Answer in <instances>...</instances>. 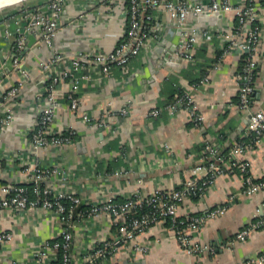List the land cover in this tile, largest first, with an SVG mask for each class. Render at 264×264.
I'll return each mask as SVG.
<instances>
[{
    "label": "crops",
    "instance_id": "obj_1",
    "mask_svg": "<svg viewBox=\"0 0 264 264\" xmlns=\"http://www.w3.org/2000/svg\"><path fill=\"white\" fill-rule=\"evenodd\" d=\"M239 1L231 0L232 3ZM46 2L33 1L0 14V115L8 106L4 97L7 88L20 78L10 57L17 21L25 9ZM123 5L122 0H66L64 22L51 43L36 42V37L29 35L23 60L31 75L24 88L27 99L22 105L10 104L16 110V122L5 130L0 129V189L9 183H29L31 165L38 162L51 170L46 182L56 190L80 195L79 208H85L110 195L123 199L158 187L180 186L191 168L202 162L200 155L205 138L226 149L246 135L250 111L238 105L237 72L242 55L234 49L221 57L228 39L226 35L238 24L235 13L218 17L217 21L210 15L201 18L196 59L173 67L167 61L178 42V33L174 24L166 23L167 15L161 12L157 15V20L164 23L160 37L149 39L127 70L115 67L106 80L101 78L100 66L90 62L76 72L87 75L79 88L80 108L77 113L72 112L69 99L61 98L54 126L57 132L73 129L74 139L63 146H41L33 152L29 128L38 112L29 106L34 103L35 91L46 87L47 73L40 68L41 61L54 50L69 58L81 52L112 49L128 24ZM259 22L261 43L255 55L257 67L251 111L264 109V13ZM206 75L209 80L202 83ZM179 88L187 90L195 99L197 110L204 115L201 123L196 124L185 108L176 113L166 108ZM129 99H132V108L124 113L122 108ZM109 101L113 112L105 116ZM155 107L161 109L160 114L148 115ZM84 113L90 120L83 118ZM238 157L250 161L254 177H264V137ZM229 194L235 198L228 211L200 230L203 243L222 244L245 223L264 216V189L253 196L246 195L243 179L237 172L218 175L202 197L192 199L193 211L213 207ZM0 228L14 234L2 249L3 264H41L34 257V250L59 233L61 222L51 208L6 207L0 210ZM116 235V226L105 215L78 219L73 227L71 254L81 257L103 238ZM137 243L149 244L148 251L128 253L122 246L117 256L108 257L100 264H241L264 252V226L247 240L234 244L232 249L205 251L197 256L187 254L173 232L161 226L139 234Z\"/></svg>",
    "mask_w": 264,
    "mask_h": 264
},
{
    "label": "built area",
    "instance_id": "obj_2",
    "mask_svg": "<svg viewBox=\"0 0 264 264\" xmlns=\"http://www.w3.org/2000/svg\"><path fill=\"white\" fill-rule=\"evenodd\" d=\"M65 2L66 0H47L44 4L25 9L23 17L17 21L18 27L13 38L10 57L20 78L5 92L4 97L8 106L0 115V129L5 130L16 122V110L10 104L22 105L21 103L27 99L24 88L31 75L24 66L23 60L28 50L29 35H34L36 42L51 43L64 22L62 16L65 11ZM122 2L128 15V24L112 49L98 53L81 52L69 58L54 50L48 58L41 61L40 68L47 73L46 87L45 90L35 91L32 95L34 103L29 106L33 112H38L29 128L33 152L35 153L41 146H63L74 139L73 129L57 132L54 126L61 98L69 99V109L72 112L77 113L80 108L79 88L82 79L87 75H77L76 72L90 62L100 66L101 78L106 80L115 67L127 70L131 60L139 56L147 41L160 37L164 23L157 20V15L161 12L167 15L166 23L174 24L178 33V42L172 49L167 63L173 67L181 63L187 65L196 59L195 49L199 45L200 31L198 22L201 18L210 15L217 21L218 17L230 12L235 13L238 24L233 26L226 35L228 39L223 46L221 57L223 58L231 50L238 49L242 57L246 59L245 64L237 72L238 105L250 111L246 135L253 133L255 143H259L264 137V109L251 111L250 107L255 90L254 79L257 67L255 55L261 43L259 21L264 13V2L262 0H241L238 3H232L231 0H208L207 2L202 0H122ZM23 20L26 22L24 23ZM190 20H192L191 23ZM168 69L172 68L168 66ZM208 80L209 76L206 75L201 82L205 83ZM131 100L129 99L122 108L124 113L132 108ZM194 100L187 90L179 88L166 108L172 113L185 108L189 111L191 119L199 124L204 119V115L197 110ZM112 106V102L109 101L105 116L113 112ZM160 112L161 109L155 107L149 111L148 115L156 117ZM82 116L85 120H90L86 113ZM252 148L254 146L251 144L237 140L227 157L223 153V148L207 137L202 144L200 155L202 162L191 168L189 176L182 185L158 187L149 193L134 194L123 199L110 195L90 203L85 208H79L82 204L80 195L71 191L56 190L52 184L46 182L51 170L35 162L31 165L30 178V182L33 183V195L24 184H5L0 189V210L6 207L25 209L40 206L55 210L61 222V229L57 235L47 239L34 250L33 255L41 264H100L108 257L117 256L122 246L128 249L126 250L128 253L132 251L145 253L149 249V244L137 243L138 235L158 226L173 232L181 247L190 255L197 256L205 251L214 253L220 249H232L234 244L247 240L262 228L264 216L245 223L233 237L222 244H205L200 238V230L210 220L224 215L233 203L235 195L229 194L219 204L202 211H193L191 201L193 195L202 197L218 175L234 171L241 175L243 192L246 195L253 196L263 190L264 180L254 177L250 171V161L238 157ZM200 171H203L202 175ZM186 203L188 206H183ZM182 206L184 212L181 214ZM102 215L114 223L118 235L109 239L103 238L91 251L84 253L81 257L73 256L71 245L75 222L81 218H98ZM169 219L171 224H167ZM13 236L12 231L0 228V255L3 247L13 239ZM59 258L61 262L55 263ZM262 262H264V252L241 264ZM0 264H3L1 259Z\"/></svg>",
    "mask_w": 264,
    "mask_h": 264
},
{
    "label": "trees",
    "instance_id": "obj_3",
    "mask_svg": "<svg viewBox=\"0 0 264 264\" xmlns=\"http://www.w3.org/2000/svg\"><path fill=\"white\" fill-rule=\"evenodd\" d=\"M262 2H264V0H262ZM245 58L242 57L241 61H240V68L245 64ZM239 140L241 141H245L246 143H249L251 144L252 146H256V143H255V136L253 133H250L248 135H245L244 137L242 138H239ZM232 146L226 148V149H223V153L225 155H227V157L229 156V151L231 149ZM234 172H237V171H234ZM258 180H264V177L262 178H257ZM27 188H28V191L31 193V195H33V192H32V186H33V183L32 182H29V183H23ZM193 199H198L200 198L198 195H193L192 197ZM259 218H262V216L258 217V218H255V220H258ZM167 224H171V221L170 219L167 220ZM264 225H262L261 227H263ZM234 236V235H233ZM232 236V237H233ZM61 255V253L59 254ZM59 260V261H58ZM57 261H55V263H60L61 262V258H59Z\"/></svg>",
    "mask_w": 264,
    "mask_h": 264
},
{
    "label": "rangeland",
    "instance_id": "obj_4",
    "mask_svg": "<svg viewBox=\"0 0 264 264\" xmlns=\"http://www.w3.org/2000/svg\"><path fill=\"white\" fill-rule=\"evenodd\" d=\"M33 1H40V0H22L20 2L17 3H13L4 7L0 8V14L4 13V12H8V11H13V9L17 8V7H25L28 4H31Z\"/></svg>",
    "mask_w": 264,
    "mask_h": 264
},
{
    "label": "bare ground",
    "instance_id": "obj_5",
    "mask_svg": "<svg viewBox=\"0 0 264 264\" xmlns=\"http://www.w3.org/2000/svg\"><path fill=\"white\" fill-rule=\"evenodd\" d=\"M20 1L22 0H17V2ZM17 2H12V0H0V8Z\"/></svg>",
    "mask_w": 264,
    "mask_h": 264
},
{
    "label": "clouds",
    "instance_id": "obj_6",
    "mask_svg": "<svg viewBox=\"0 0 264 264\" xmlns=\"http://www.w3.org/2000/svg\"><path fill=\"white\" fill-rule=\"evenodd\" d=\"M12 2H17V0H12Z\"/></svg>",
    "mask_w": 264,
    "mask_h": 264
},
{
    "label": "water",
    "instance_id": "obj_7",
    "mask_svg": "<svg viewBox=\"0 0 264 264\" xmlns=\"http://www.w3.org/2000/svg\"><path fill=\"white\" fill-rule=\"evenodd\" d=\"M168 61H169V60H168ZM168 61H167V62H168ZM249 116H250V114H249Z\"/></svg>",
    "mask_w": 264,
    "mask_h": 264
}]
</instances>
